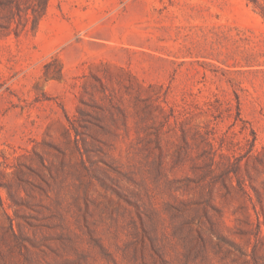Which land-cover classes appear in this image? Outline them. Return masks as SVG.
Instances as JSON below:
<instances>
[{"label": "rangeland", "instance_id": "rangeland-1", "mask_svg": "<svg viewBox=\"0 0 264 264\" xmlns=\"http://www.w3.org/2000/svg\"><path fill=\"white\" fill-rule=\"evenodd\" d=\"M0 264H264L252 3L0 0Z\"/></svg>", "mask_w": 264, "mask_h": 264}, {"label": "trees", "instance_id": "trees-1", "mask_svg": "<svg viewBox=\"0 0 264 264\" xmlns=\"http://www.w3.org/2000/svg\"><path fill=\"white\" fill-rule=\"evenodd\" d=\"M248 3L253 4L254 10H256L264 18V0H247Z\"/></svg>", "mask_w": 264, "mask_h": 264}]
</instances>
